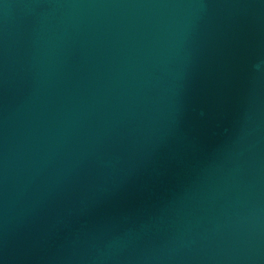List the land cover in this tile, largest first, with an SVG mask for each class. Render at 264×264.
I'll return each instance as SVG.
<instances>
[{"label": "water", "instance_id": "obj_1", "mask_svg": "<svg viewBox=\"0 0 264 264\" xmlns=\"http://www.w3.org/2000/svg\"><path fill=\"white\" fill-rule=\"evenodd\" d=\"M0 264H264V0H0Z\"/></svg>", "mask_w": 264, "mask_h": 264}]
</instances>
